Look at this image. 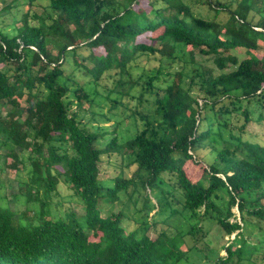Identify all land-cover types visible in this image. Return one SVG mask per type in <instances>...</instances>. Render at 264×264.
<instances>
[{
    "label": "trees",
    "instance_id": "obj_1",
    "mask_svg": "<svg viewBox=\"0 0 264 264\" xmlns=\"http://www.w3.org/2000/svg\"><path fill=\"white\" fill-rule=\"evenodd\" d=\"M193 3L0 0V149L38 208L0 204V264H264V0Z\"/></svg>",
    "mask_w": 264,
    "mask_h": 264
},
{
    "label": "rangeland",
    "instance_id": "obj_2",
    "mask_svg": "<svg viewBox=\"0 0 264 264\" xmlns=\"http://www.w3.org/2000/svg\"><path fill=\"white\" fill-rule=\"evenodd\" d=\"M8 1V0H7ZM194 3L191 4L192 7H193V12L202 16V17H205V18H208V19H212L214 17V13L211 11V10H208L205 6H202L199 4V1L200 0H193ZM257 6H260L259 3H256ZM24 8H17V15L19 13H21L23 11ZM33 9H36L33 7ZM38 12L40 11L39 9H36ZM224 19V13L223 14H219L218 17H217V20L218 21H221ZM52 54H54V51L52 50ZM255 54L257 56H260L262 54V50L261 49H258ZM201 59L202 57L200 56H196V62H201ZM100 99L97 100V102L99 101ZM96 102V103H97ZM101 102V100H100ZM99 102V103H100ZM21 106L24 107V103L21 102ZM84 107H86V104L84 103L83 105ZM7 108L4 107V106H0V111L1 113H3L4 110H6ZM97 109H101L99 111H101L102 114H104V116H106L109 120L107 121H102V119H98V117H94L93 120H90L88 121L89 119V116L85 111V109H83L84 111H81L80 112V117L82 120V122L86 123L88 126H94V125H99V126H104L105 130L107 131H111L112 130V127L114 125V118L115 116H121V114L119 115V112L117 111V114L114 115V116H110L106 113V109H107V105H100V106H95V110ZM122 110V109H121ZM129 133V134H132L133 133V129L130 127V124L128 123L127 119L125 120H121L120 123L118 124L117 126V132L119 131L120 133H124V131H126ZM20 153H18L19 155ZM203 159H202V158ZM199 158L202 159V161L204 163H208L211 159V156L209 155H206V151H202L199 153ZM4 160H5V151L3 149H0V204L2 206H5L7 207L10 211L13 212V218L15 220H25L27 222H34V220L36 219V216L34 215V212L37 211V207L36 205H28V208L30 207V210H28V212H25L23 213V215H19V213L23 212L24 211V205L22 203H19L15 200L14 196L16 195V193L18 192V187L21 185V183L23 181H25L26 179V176L28 174V166H27V161H26V154H20L18 156V161L20 162V165L18 164L16 166V169L15 168H4ZM190 167V166H189ZM106 172L108 173H113L114 171H112V169H108L106 170ZM191 172H193V178H195V175L196 174H199L200 173V169L198 167H194V168H191ZM125 175L128 177L130 175L131 172H128L125 171ZM102 176L104 177L105 174H102ZM137 196L135 194L132 195V199L136 198ZM137 199V198H136ZM57 200V202H61V206H58L57 204H55L54 202H51L52 204H55V206L57 207V209H64L65 206H69L71 209H73L74 212L80 214L81 213V208L75 204L73 201V198H70L69 197V191L67 189V186L60 182L56 188V196H54V201ZM123 201V199H121V202ZM120 203L119 202H115L113 204V206L111 207V205L109 204H106L104 205V209L103 210H108L110 209L109 211H113L115 213V211L120 207L119 205ZM132 207H129V210L131 209ZM132 216V219L126 221V225L127 227L129 228H133L135 226V219L137 218V216L134 214V212L131 211L129 212ZM222 254V252H221ZM196 260L195 258L192 260L189 258V260H184L181 264H195Z\"/></svg>",
    "mask_w": 264,
    "mask_h": 264
},
{
    "label": "crops",
    "instance_id": "obj_3",
    "mask_svg": "<svg viewBox=\"0 0 264 264\" xmlns=\"http://www.w3.org/2000/svg\"><path fill=\"white\" fill-rule=\"evenodd\" d=\"M5 1H6V2H8L9 0H8V1H7V0H5Z\"/></svg>",
    "mask_w": 264,
    "mask_h": 264
}]
</instances>
